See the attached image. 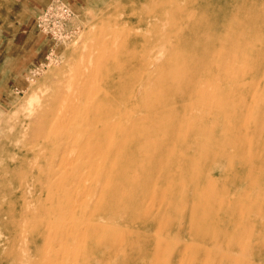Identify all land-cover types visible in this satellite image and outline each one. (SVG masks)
Instances as JSON below:
<instances>
[{"label":"rangeland","instance_id":"1","mask_svg":"<svg viewBox=\"0 0 264 264\" xmlns=\"http://www.w3.org/2000/svg\"><path fill=\"white\" fill-rule=\"evenodd\" d=\"M55 1L0 0V264H264V0Z\"/></svg>","mask_w":264,"mask_h":264},{"label":"bare ground","instance_id":"2","mask_svg":"<svg viewBox=\"0 0 264 264\" xmlns=\"http://www.w3.org/2000/svg\"><path fill=\"white\" fill-rule=\"evenodd\" d=\"M92 55L93 54L88 55L89 57L86 56V59L83 60V61H85L86 63L91 62L90 58L92 59V57H91ZM104 57L106 59L107 55L104 54L102 59ZM97 59H98V63L96 64V66H98L99 63L102 60L101 56H99ZM88 65H89V63H88ZM85 68H83V66H82V68H80V65H79V67H77V69H76V71L74 73L75 76L72 78V82L70 84L72 89L68 88L63 93L64 94L63 106H62V109L59 112V115H60L59 119L62 121L61 126L70 125L71 121L75 119L76 114H78L80 112L83 114V118L84 117L87 118L88 115H91L92 119L90 118V119L86 120L87 122H96V115L93 114L94 107L92 105H89V104H84V105L81 106L78 103V97L81 94L82 90H87L88 91V88L90 90H92L91 86H93V84H94V81L92 80V77H93V74H94L93 71H92V73H90V72L87 73V71H85L86 70ZM106 79H107V77L106 78L104 77L103 78V82H105ZM51 115H52L51 111H44V116L46 118V121H41L42 118H43V113H42V115L40 117L41 118L40 121L41 122H47V121L51 120ZM57 228H59V224H58ZM59 236H60V241L61 242L64 241V240L68 241V240L73 239L75 237L74 234L72 232H69V231H63ZM47 242L50 243V238L49 237H47ZM71 247H73V246H71ZM62 252H66V251H62ZM58 253L60 254V252H58ZM63 256H64V254H63ZM46 259H47V264L52 262L51 258L49 256H47ZM62 264H64V263H62Z\"/></svg>","mask_w":264,"mask_h":264},{"label":"built area","instance_id":"3","mask_svg":"<svg viewBox=\"0 0 264 264\" xmlns=\"http://www.w3.org/2000/svg\"><path fill=\"white\" fill-rule=\"evenodd\" d=\"M73 18L71 8L61 0L43 9L36 18V28L44 35L55 41H66L71 35L69 25ZM54 50H51L49 57H53Z\"/></svg>","mask_w":264,"mask_h":264}]
</instances>
